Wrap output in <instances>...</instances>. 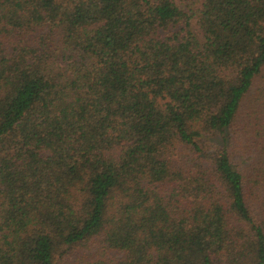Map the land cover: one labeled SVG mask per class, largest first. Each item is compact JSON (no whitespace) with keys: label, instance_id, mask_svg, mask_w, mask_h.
Segmentation results:
<instances>
[{"label":"trees","instance_id":"16d2710c","mask_svg":"<svg viewBox=\"0 0 264 264\" xmlns=\"http://www.w3.org/2000/svg\"><path fill=\"white\" fill-rule=\"evenodd\" d=\"M0 264H264V0H0Z\"/></svg>","mask_w":264,"mask_h":264},{"label":"rangeland","instance_id":"374dc122","mask_svg":"<svg viewBox=\"0 0 264 264\" xmlns=\"http://www.w3.org/2000/svg\"><path fill=\"white\" fill-rule=\"evenodd\" d=\"M191 8L192 9L198 8V4L197 3L196 4H193ZM194 26L196 28V31H195L196 32V35L198 36V38L200 40H203V34H202L201 30H199L198 27H196V23L194 24Z\"/></svg>","mask_w":264,"mask_h":264}]
</instances>
